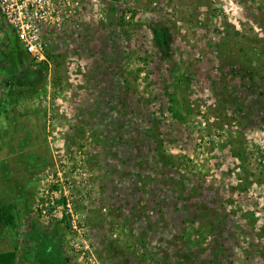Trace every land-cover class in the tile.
I'll list each match as a JSON object with an SVG mask.
<instances>
[{
    "label": "rangeland",
    "instance_id": "rangeland-1",
    "mask_svg": "<svg viewBox=\"0 0 264 264\" xmlns=\"http://www.w3.org/2000/svg\"><path fill=\"white\" fill-rule=\"evenodd\" d=\"M84 4L49 64L0 15V256L264 264V0Z\"/></svg>",
    "mask_w": 264,
    "mask_h": 264
},
{
    "label": "built area",
    "instance_id": "built-area-1",
    "mask_svg": "<svg viewBox=\"0 0 264 264\" xmlns=\"http://www.w3.org/2000/svg\"><path fill=\"white\" fill-rule=\"evenodd\" d=\"M86 8L84 0H0V15L14 30L27 55L38 63H48L53 37ZM51 205L54 213L43 214L56 218L59 208L55 202ZM62 206L70 207L67 201Z\"/></svg>",
    "mask_w": 264,
    "mask_h": 264
},
{
    "label": "trees",
    "instance_id": "trees-1",
    "mask_svg": "<svg viewBox=\"0 0 264 264\" xmlns=\"http://www.w3.org/2000/svg\"><path fill=\"white\" fill-rule=\"evenodd\" d=\"M48 63L45 64H49V60L52 59L51 56V52H49L48 54ZM39 75L36 72H30L28 73L24 78L25 81L34 84L38 82L39 79ZM24 81H21L20 79V84L23 83ZM66 202V200H64V203ZM33 238H34V242H35V249H36V256H37V260L40 264H60V261L57 262V260L59 259V257L61 256L59 251H55L50 243V240L47 236V234H45V232H34L33 233ZM16 258L15 254H3L0 256V264H15L14 263V259ZM56 259V260H55ZM56 261V262H55ZM68 262V260H64L63 263Z\"/></svg>",
    "mask_w": 264,
    "mask_h": 264
},
{
    "label": "crops",
    "instance_id": "crops-1",
    "mask_svg": "<svg viewBox=\"0 0 264 264\" xmlns=\"http://www.w3.org/2000/svg\"><path fill=\"white\" fill-rule=\"evenodd\" d=\"M12 34L10 33V36H11ZM16 36V35H15Z\"/></svg>",
    "mask_w": 264,
    "mask_h": 264
}]
</instances>
